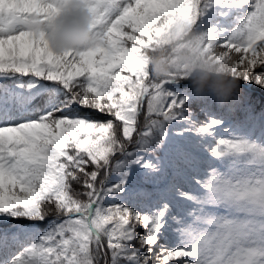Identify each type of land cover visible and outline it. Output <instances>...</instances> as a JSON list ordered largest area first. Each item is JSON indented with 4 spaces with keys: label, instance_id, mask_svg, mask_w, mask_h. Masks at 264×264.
<instances>
[{
    "label": "snow or ice",
    "instance_id": "6c2138e0",
    "mask_svg": "<svg viewBox=\"0 0 264 264\" xmlns=\"http://www.w3.org/2000/svg\"><path fill=\"white\" fill-rule=\"evenodd\" d=\"M81 2L94 43L57 54L32 25L66 0H0V264H264V0ZM186 35L230 106L151 74Z\"/></svg>",
    "mask_w": 264,
    "mask_h": 264
},
{
    "label": "clouds",
    "instance_id": "9594fccd",
    "mask_svg": "<svg viewBox=\"0 0 264 264\" xmlns=\"http://www.w3.org/2000/svg\"><path fill=\"white\" fill-rule=\"evenodd\" d=\"M94 23L93 13L81 0H66L55 17L47 22L37 20L32 26L45 32L47 45L53 52L63 54L94 43ZM199 43L194 35L171 37L167 45L150 54L151 74L156 78L165 77L174 68L173 61L187 63L194 93L210 95L218 105L228 107L237 90V80L227 70V65L200 55L196 51Z\"/></svg>",
    "mask_w": 264,
    "mask_h": 264
},
{
    "label": "trees",
    "instance_id": "16d2710c",
    "mask_svg": "<svg viewBox=\"0 0 264 264\" xmlns=\"http://www.w3.org/2000/svg\"><path fill=\"white\" fill-rule=\"evenodd\" d=\"M255 95L258 97V96L260 95L259 91H257V92L255 93ZM199 106H200L199 103H196V104H193V105H192V107H193L194 109H198ZM84 111H87V110H84ZM95 118H98V119H105V117H99V116H96ZM141 119H143V117H141Z\"/></svg>",
    "mask_w": 264,
    "mask_h": 264
},
{
    "label": "rangeland",
    "instance_id": "374dc122",
    "mask_svg": "<svg viewBox=\"0 0 264 264\" xmlns=\"http://www.w3.org/2000/svg\"><path fill=\"white\" fill-rule=\"evenodd\" d=\"M244 118H242V120H243Z\"/></svg>",
    "mask_w": 264,
    "mask_h": 264
}]
</instances>
